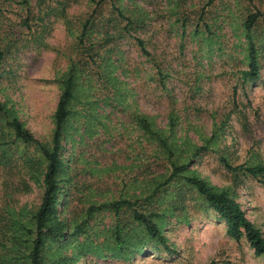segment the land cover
Masks as SVG:
<instances>
[{
	"label": "rangeland",
	"instance_id": "374dc122",
	"mask_svg": "<svg viewBox=\"0 0 264 264\" xmlns=\"http://www.w3.org/2000/svg\"><path fill=\"white\" fill-rule=\"evenodd\" d=\"M257 11L258 75L251 78L243 23ZM87 18L93 23L84 33ZM70 67L72 113L62 127L57 177L58 218L68 227L60 241L46 243V263L264 264V254L244 237L231 238L225 220L184 179L196 175L225 189L264 235V172L244 170L264 166V0H0V235L16 236L0 264H13L33 238L23 225L45 190L46 160L37 143L14 136L7 117L50 146ZM176 165L184 172L169 178ZM236 166L245 168L230 169ZM119 198L159 214L169 250L121 212L128 241L145 249L130 260L113 256L116 217L89 209Z\"/></svg>",
	"mask_w": 264,
	"mask_h": 264
},
{
	"label": "trees",
	"instance_id": "16d2710c",
	"mask_svg": "<svg viewBox=\"0 0 264 264\" xmlns=\"http://www.w3.org/2000/svg\"><path fill=\"white\" fill-rule=\"evenodd\" d=\"M118 14L124 16L120 10H118ZM258 17V11L255 13H249L243 23L245 37L248 41L247 49L249 58L248 70L245 72V75H248L251 78H256L258 75L255 56L256 48L252 38V29ZM90 23H93V19L91 20L87 18L84 25V33L85 29L90 28ZM136 41L140 46H142V41L140 39H136ZM74 86L75 71L74 67H70L63 80L62 91L58 98L54 112V130L50 146L38 141L33 133L26 128L18 118L7 117L14 136L26 143H37L42 156L46 160V168L43 178L45 190L43 192L42 201L38 210L31 214L29 225H23L26 226L23 230H27V233H33L34 236L33 238L29 237L28 241H26V249L22 251L20 255L13 257V264H21L23 262L24 264H48L44 260L43 255L46 243L60 241V239L64 236L65 228L68 227L66 221L58 218L59 210L57 204L59 202L58 200L61 191L59 190L57 177L62 167L61 132L67 117L72 113L71 109H69V102L74 96ZM0 112H3L1 103ZM138 122L144 131L156 138L164 149L167 151L170 150L167 138L161 134L160 130L154 126L153 122L147 116H139ZM243 168L245 167H230V169L234 171L241 170ZM184 170L185 167L183 165L173 166L169 178H173L174 176L181 174ZM244 170L253 176H257L258 174L264 172V166L256 165L246 167ZM184 179L195 187L197 193L200 196H203L207 203L214 209V211H216L218 216L225 220L227 233L231 238L240 240L244 237L256 254H264V235L262 231L246 217L245 211L241 208L235 198L230 196L225 189H216L212 185L208 184L207 181L196 175H184ZM137 203V201L130 199L119 198L90 207L89 209V211L108 209L116 217L114 232L111 237L112 240L110 250L112 251L113 256L118 259L130 260L134 252L143 253L145 249V243H142V241H140L139 244H131L128 241L127 236L129 233L126 232L125 227L121 223V212L129 213L133 223L143 227L145 238H156L166 250H169L166 240L161 233L158 221L156 220V218L159 217V214L152 211L146 212L141 210ZM9 228H11V225ZM76 228L78 230L82 229L80 225H76ZM7 232L5 235H0V238L2 239L0 241L2 243L0 244L1 254H4L5 251H11L16 245V236H13L12 232Z\"/></svg>",
	"mask_w": 264,
	"mask_h": 264
}]
</instances>
